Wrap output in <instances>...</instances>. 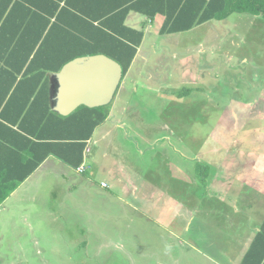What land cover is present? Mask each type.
Here are the masks:
<instances>
[{
    "label": "rangeland",
    "instance_id": "obj_1",
    "mask_svg": "<svg viewBox=\"0 0 264 264\" xmlns=\"http://www.w3.org/2000/svg\"><path fill=\"white\" fill-rule=\"evenodd\" d=\"M249 16L233 13L227 28L225 22L213 20L193 27L194 31L147 33L141 46L149 55L146 68L142 74L136 69L126 75L121 80L126 87L107 104L105 111L111 117L95 129L88 143L82 165L86 172H74L52 157L6 204L0 217V264H158L169 255L170 260L173 250L167 233L159 235L154 223L140 226L145 220L135 213L154 211L160 201H170L158 186L163 182L167 190L175 188L172 172L179 165L186 173V167H191L173 154L175 146L203 150L214 162L223 159L226 171L236 167L238 179L224 181L222 187L230 194L235 190L264 194V142L256 140L260 154L255 155L253 169L247 167L252 154L245 160L239 155L252 148L253 134L248 135L250 139L237 134L234 107H225L236 99L232 89L253 79L251 66L239 65V56L251 57L263 45L258 43V26L248 21ZM238 17L241 20L234 21ZM184 54L193 56L180 58ZM220 102L223 107L215 106ZM186 173L180 180L184 193L190 186ZM128 182L131 187L125 188ZM207 189L204 193L209 194ZM209 205L203 203L206 208ZM259 210L263 213L264 205L257 204L255 212ZM158 212L170 222L176 220L175 211L168 214L166 206ZM218 212L213 214L225 220L239 217ZM184 218L186 214L180 220ZM199 259L191 250L185 254L179 249V264H198Z\"/></svg>",
    "mask_w": 264,
    "mask_h": 264
},
{
    "label": "crops",
    "instance_id": "obj_2",
    "mask_svg": "<svg viewBox=\"0 0 264 264\" xmlns=\"http://www.w3.org/2000/svg\"><path fill=\"white\" fill-rule=\"evenodd\" d=\"M5 5L6 1L0 0V13L2 10H5L3 9ZM14 5L15 4L10 3L7 4V12L11 10ZM12 10H15L12 17L6 18V10L3 16L0 15V113L4 112V108H7L6 114H9L7 116L9 120L3 119L0 116L1 122H10V120L16 118L18 115L17 107L24 104L26 99L24 95L30 91L43 92L41 100L38 101L39 108L48 106L53 110L55 105V94L59 87L55 75L60 74L63 66L66 64L64 63L59 69H53V66L56 67L58 61L61 59L60 57L59 59L53 60V53L60 50V47H62L67 39L58 34L53 35L52 15L48 12H44L41 15L38 13H27L26 10L20 7ZM232 15L233 14L225 19L219 20L225 22V28H227V24H231L228 19ZM249 15L250 18H248V21L258 26V32L261 36V41L258 43H262L263 45L260 44L259 46L262 45L261 50L257 49L256 54L253 53L251 57L246 55L239 56V65L251 66L249 70L251 71L250 74H252L253 79H250L246 84H237L234 89H232V91L234 90L235 92L234 98L236 99L226 103L225 107L231 105L234 107V124L237 128V134L240 133L243 139L248 138L250 133L253 134L255 142L252 148L250 147L245 153L241 152V155H239L240 152L237 150L238 155L241 156L243 160L249 158L250 154H252V160L247 162V167L252 168L253 161L256 158L255 155L260 154L258 151L259 149H257L256 140H260L261 143L264 142V20L260 15ZM162 19L161 16H157L154 20L150 21L144 15L131 11L125 23L127 26L135 29L142 28L145 23L143 28V42L147 33L153 32L154 34V32H156V34L160 35L158 31ZM239 20L241 19L238 17L234 21L238 22ZM212 21L213 20L207 22ZM195 29L197 28L192 29V31ZM142 42L137 48V53L126 75L136 69H140L142 74L143 70L146 68L149 55L143 53L141 49ZM200 42L202 43L203 40ZM199 45L198 48H200V50H205L201 44ZM209 50L210 49H208V51ZM209 52L211 53L212 51ZM185 54L181 57L178 55L175 57L178 67L182 65L180 58L191 59L193 56ZM140 60L142 61V65L140 68H137L136 63L138 61L140 62ZM191 65L192 64H190L189 67H191ZM25 75L27 76L26 81L18 83L20 80H23ZM13 76H15L14 81L12 79ZM125 85L126 82H124V80L120 82L116 92L117 95L122 87H126ZM7 90L11 93L13 91H17L18 93H16L15 97L11 100L12 103L9 104V107H2L1 96ZM221 103L222 102L214 104L215 106L223 107L224 105ZM209 105L211 107L214 106L213 104ZM237 107H241V109L238 113H234ZM110 117L111 113L109 115L108 112V117L104 123H106ZM8 126L14 130L17 129L16 125L9 124ZM10 134H12L10 130L0 125V155L7 150V146H9L8 140L11 137ZM192 143L193 142H191V144ZM204 143L205 138H203L201 146L204 147ZM182 148L175 146L172 152L177 159H184L186 165L190 164L191 167H186L187 173L182 171L183 168L178 169V167H181L179 165L177 171L172 172V175L176 176V178L174 179L173 177L174 180L171 182V185H174L175 182V188L167 190L165 186L167 187L168 184L165 185L163 182L160 186L157 185L162 191L164 190V194L170 196V201H160V204L156 205V210L154 211L139 210L135 213V215L142 216L145 220V224L140 223V226H145L148 222L154 223L160 229L159 235L167 233L168 237L171 239L169 240L171 245H169L170 249L173 250L171 259L169 260V255L168 259H159L158 264H179V249L185 254H187L188 249L194 252L195 256L200 258L198 264H242V260L250 248L254 236L260 231L261 224L264 221V212L261 213L260 210L255 212L257 204L260 207L264 205V194H239L236 190L230 194L222 187L229 179L237 178L238 170L236 167L226 171L225 168H228V165H226L227 163H225L223 159L219 158L214 162L213 158L205 157L211 154L202 152L203 150H185ZM230 152L232 153L233 150ZM262 152H264V149L261 151L264 167V153L262 154ZM186 153L191 154L186 155ZM51 158L52 156L47 157L37 169L42 167V165ZM85 161L86 160H84L83 166L86 164ZM179 162L181 163V160H179ZM198 164L199 168L197 166ZM245 165L241 166L245 167ZM67 167L76 172L71 167ZM37 169H35V171L0 204V217L6 211V204L14 198L19 187L23 185ZM84 172H86V170L82 173ZM166 172L169 173L170 170H166ZM78 173L81 174V172ZM185 173L189 175V179L185 180L187 184L190 185L186 193L180 190V186L184 185L180 182L181 179H184L181 178V175ZM118 179L117 181L121 183V178L118 177ZM261 179L263 180L261 186H264V174H262ZM128 184L129 187H131V182L125 184L124 187L126 188ZM211 184L213 187H211ZM193 186L194 188H192ZM206 189L209 191V194L204 193ZM125 190L128 191V188ZM130 191H133L132 188H130ZM130 191L128 193L129 197L131 196ZM160 195L161 194H158L155 199L159 198ZM205 198H208L206 200L209 202H204ZM152 199L154 198L152 197ZM166 203H169V205H166ZM173 203L174 205H172ZM203 203L210 205L206 208L203 206ZM165 206L168 212H170L168 214H172L173 211H175L176 220L170 222L165 218L163 213L158 212L160 208L165 209ZM181 211L183 214H181ZM218 211L223 213L227 212L229 217L230 213H232L233 217L236 215L239 217H235L233 220H225L223 217L215 216V214H219ZM185 214L186 218L182 219L183 221L180 220ZM155 235L158 236L157 234Z\"/></svg>",
    "mask_w": 264,
    "mask_h": 264
},
{
    "label": "trees",
    "instance_id": "obj_3",
    "mask_svg": "<svg viewBox=\"0 0 264 264\" xmlns=\"http://www.w3.org/2000/svg\"><path fill=\"white\" fill-rule=\"evenodd\" d=\"M27 13L44 12L53 17L52 32L67 39L60 50L53 53L59 69L64 63L85 55L105 54L122 68V79L140 46L144 31L126 25L133 11L150 21L161 16L158 33L184 32L210 20H222L233 13L260 15L264 20V0H5ZM9 10L6 18L15 10ZM2 10L0 15L5 14ZM13 81L15 76L12 77ZM27 76L18 83L25 82ZM17 83V85H18ZM17 87V86H16ZM119 87V86H118ZM118 90V88H117ZM116 90V92H117ZM8 90L1 96L2 107H9L17 91ZM26 94V92H25ZM43 92L30 91L25 102L17 107L18 115L0 125L12 132L9 146L0 155V204L49 156L73 170L85 160L88 140L97 126L108 117L105 106L80 105L69 114H61L48 106L39 108ZM116 95V93H115ZM24 99V97H23ZM8 104V105H7ZM7 108L0 116L8 119ZM1 118V119H2ZM9 124L16 125L13 129ZM13 127V126H12ZM199 168V164L197 165ZM197 168V169H198ZM85 171L83 169L81 173ZM85 173V172H84ZM242 264H264V221L254 236Z\"/></svg>",
    "mask_w": 264,
    "mask_h": 264
},
{
    "label": "water",
    "instance_id": "obj_4",
    "mask_svg": "<svg viewBox=\"0 0 264 264\" xmlns=\"http://www.w3.org/2000/svg\"><path fill=\"white\" fill-rule=\"evenodd\" d=\"M55 78L59 87L53 109L69 114L80 105L109 104L122 80V68L105 54L85 55L67 62Z\"/></svg>",
    "mask_w": 264,
    "mask_h": 264
},
{
    "label": "built area",
    "instance_id": "obj_5",
    "mask_svg": "<svg viewBox=\"0 0 264 264\" xmlns=\"http://www.w3.org/2000/svg\"><path fill=\"white\" fill-rule=\"evenodd\" d=\"M82 169H83V166H81V167L78 168L79 171H82Z\"/></svg>",
    "mask_w": 264,
    "mask_h": 264
}]
</instances>
